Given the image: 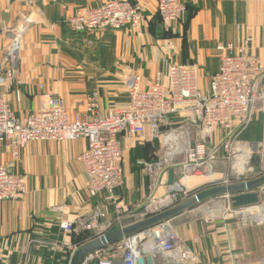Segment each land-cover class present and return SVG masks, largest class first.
<instances>
[{
  "label": "crops",
  "instance_id": "0c3cea01",
  "mask_svg": "<svg viewBox=\"0 0 264 264\" xmlns=\"http://www.w3.org/2000/svg\"><path fill=\"white\" fill-rule=\"evenodd\" d=\"M102 1L0 0V73L7 66L5 50L12 30L26 25L18 53L19 83L6 80L3 84L18 117L45 107L54 95L63 100L70 114L83 112L85 96L93 90L98 91L100 112L105 114L127 103L128 75H140V85L145 88L155 80H165L167 66L180 61V38L155 40L151 33L159 17L156 0H130L145 9L140 33L129 26L75 32L64 22L77 8ZM180 1L193 11L184 59L198 67L202 92H208L209 80L220 64L218 42L238 44L251 37L249 52L264 63V0ZM170 29L181 33L182 22L173 23ZM246 134L243 140L261 139V132ZM119 137L124 183L112 194L103 192L96 197L86 193L85 174L77 161L86 147L85 139L30 141L19 149L15 160L11 145L0 143V164H12L11 170L25 176L28 188L18 200L0 202V264H56V253L61 249L55 243L79 247L92 241H75L80 231L62 233L59 221L84 218L94 204L103 207L105 220L112 223L106 233L141 221L149 188L139 161L150 155L147 144L155 139L150 138L148 129L133 138ZM216 170L222 171L223 166L217 164ZM188 182L194 187L202 181L190 178ZM162 190L160 187L156 196ZM186 212L188 209L169 218L186 239L187 247L201 250L199 261L193 264H264V239L260 244L256 238L264 232V222L240 223L232 217L213 222L184 220ZM118 214L122 216L120 221L116 220ZM35 243L40 246L38 250ZM145 264L165 263L155 257Z\"/></svg>",
  "mask_w": 264,
  "mask_h": 264
},
{
  "label": "built area",
  "instance_id": "2783aa9c",
  "mask_svg": "<svg viewBox=\"0 0 264 264\" xmlns=\"http://www.w3.org/2000/svg\"><path fill=\"white\" fill-rule=\"evenodd\" d=\"M144 7L130 0H104L95 6L77 8L65 18L66 25L75 32H91L102 28L131 27L141 32ZM156 12L162 22L181 19L186 5L180 0H156ZM26 25L15 27L5 50L7 63L0 73V143H9L15 160L19 149L30 141H68L85 139L86 147L77 156L85 174L84 189L90 197L113 191L124 183L123 154L120 135L133 138L149 130L151 139L169 144L165 156L158 160L139 161L147 177L149 195L144 204L141 220L178 205L195 194L213 186H227L257 179L264 175V63L249 52L251 37L240 43L218 42L220 64L208 84V92L199 87L195 69L170 63L165 80H155L147 87L140 85L141 77L131 73L126 80L128 101L125 105L105 114L100 112L99 93L93 90L85 96L84 111L70 114L59 96H50L47 105L23 117H18L10 107L6 80H17L20 40ZM19 94V91H16ZM262 117L259 142L243 140L239 134L253 121ZM174 116L175 119H169ZM166 127V131L163 130ZM237 130L227 134L217 145H209L218 128ZM181 155L180 161L169 165L168 159ZM221 164L225 170H216ZM10 165L0 164V202L14 201L28 190L23 175L11 170ZM173 170V183H168V170ZM173 169V168H172ZM190 178L201 180L194 191L187 185ZM209 186L201 190V187ZM160 187L165 194L156 196ZM256 191L259 203L234 208L231 194L223 193L227 200L223 207H216L228 218L240 223L264 222V184ZM226 213V214H227ZM121 214L116 220L120 221ZM226 218L225 216L223 217ZM99 204L92 206L84 218L60 220L62 233L74 231L89 233L94 240L109 230L111 222ZM206 221H212L213 218ZM56 246L67 248L69 261L77 247L69 243ZM142 249L146 253H142ZM143 257L150 261L160 257L165 264H193L198 254L187 247L172 226L170 218L161 219L143 229L123 235L83 256L80 264H137Z\"/></svg>",
  "mask_w": 264,
  "mask_h": 264
},
{
  "label": "rangeland",
  "instance_id": "374dc122",
  "mask_svg": "<svg viewBox=\"0 0 264 264\" xmlns=\"http://www.w3.org/2000/svg\"><path fill=\"white\" fill-rule=\"evenodd\" d=\"M187 15H188V13L186 12L181 19H178L176 21H172V22H169V23L162 22L161 19L160 20L158 19L157 20L158 22L155 23L154 27L150 28V30H151V33L153 34V36L155 37V40H172V39H175V38H180L179 39L180 42H181L180 43V47H179V51H180L179 59H180V61H178L179 63L178 62L177 63L181 64V65L189 66V67H192L193 69H195L197 71L198 75L200 76V81H201V73L198 71V67L196 66V64H194L192 62L191 63H187L185 61V59H184V57L187 56V52H188L187 51V42H186V32H187V29L189 28L190 21L193 18V15H190V17H188ZM176 22H179V23L182 22L181 33L180 32L179 33H173L172 30L170 29L171 25L173 23H176ZM218 57H219V54H218ZM162 62L163 63L166 62L164 57H162ZM128 77H129V75H128ZM128 77H127V79H128ZM205 78H206V81H208V75ZM204 84H206V82ZM125 85H126V81H125ZM126 88H127V86H126ZM262 122H263V120H262V117L260 115L255 116V118L251 122V126L250 127H253L255 129V134H260V132L262 133ZM163 130L166 131V127H163ZM233 131H235V133L237 132L235 127H233L231 130L218 128L215 131V132H217V134L215 135L217 137H214L213 139H211V141L209 142V145L213 146V145L219 144V142L221 141L222 138H224L227 134L232 133ZM237 138L243 139V138L240 137V134H239V137L237 136ZM147 145H148V147L150 149V155L147 156V158L151 159L150 161L158 160L160 158H169V156H165V153L169 149V144L168 143L165 144V143H163L162 140L155 139V140L151 141L150 143H148ZM143 157H145V154L143 155ZM170 157H172V159H168V163H170L169 165L176 164L181 159V155L180 154L179 155L175 154V155L170 156ZM125 159H126V156H125ZM223 170H225L224 167H223ZM196 180H199V179H196ZM187 185H188V187H189V189L191 191H194L195 189H197L196 186L192 187L189 182L187 183ZM208 187L209 186H205L204 188H202V186H201L199 188H201V190H204V189H207ZM164 188L162 190V193H160V195L165 194L166 191H165ZM226 200H227L226 196H223L222 194L209 196V197L197 202L195 205L187 208L188 212H186V214L184 215L183 219L184 220H189V219H193V220L197 219V220H199V219H205V218H207V219L213 218V220L209 221V222H213V221H217V220H225L223 218L224 216L226 217V219H228L229 212L228 213L226 212L227 214L225 213V215H224V212H222L221 210L219 212L216 210L217 206L218 207H223V205L226 202ZM175 205L176 204L173 203V204H171V207H173ZM173 225L174 224H172V226ZM178 234H179V232H178ZM180 237L182 239H184L182 236H180ZM256 238L259 239V243L260 244H263L264 232L263 233H259L256 236ZM184 241L186 243V239H184ZM35 244L37 245L36 249L38 250L40 246L37 243H35ZM252 245H254V242H252ZM189 248L191 250L195 251L198 254V261H199L201 253H202L201 250L198 249V247H196V246L189 247ZM60 252L61 253H63V252H68L69 253L70 251L67 248L62 247ZM62 259H60L58 261V263H60L62 261ZM64 264H68V261H67V263H64Z\"/></svg>",
  "mask_w": 264,
  "mask_h": 264
},
{
  "label": "water",
  "instance_id": "95a60500",
  "mask_svg": "<svg viewBox=\"0 0 264 264\" xmlns=\"http://www.w3.org/2000/svg\"><path fill=\"white\" fill-rule=\"evenodd\" d=\"M173 178H174L173 169L170 168L168 170V183L169 184L173 183ZM261 184H264V175L257 179H253V180L246 181L243 183H237V184H232V185H227V186H216V187H212L210 189L201 191L195 194L193 197L187 199L186 201L179 203L178 205H175L169 209H166L162 211L161 213H158L149 218L133 223L122 229H118L110 233H104L100 237L85 243L84 245L79 247L74 252V254L72 255L69 261V264H80L81 259L88 252L102 245L109 244L123 235L130 234L137 230L143 229L146 226H149L161 219L172 217L178 212L185 210L195 205L197 202L209 196H212V195L223 194V193L231 194L230 201H231L232 207L234 208H241V207L255 205L259 203V200H260L259 194L256 191V189ZM142 253H146V250L142 249ZM146 260L150 262L149 257H147ZM137 264H144V258L140 257L137 260Z\"/></svg>",
  "mask_w": 264,
  "mask_h": 264
},
{
  "label": "trees",
  "instance_id": "16d2710c",
  "mask_svg": "<svg viewBox=\"0 0 264 264\" xmlns=\"http://www.w3.org/2000/svg\"><path fill=\"white\" fill-rule=\"evenodd\" d=\"M186 12L188 13V17H190V15H193V11L191 10L190 11V8L188 7V6H186ZM158 19L160 20V18L158 17ZM251 126V124L248 126V127H246L241 133H240V137L241 138H243V137H245V136H247L248 134H246V132L247 133H249L250 135L251 134H255V129L253 128V127H250ZM250 127V128H249ZM245 133V134H244ZM145 160H151V159H149V158H145ZM73 233H75V232H71V234H73ZM77 234L76 235H78L76 238H73L75 241H79V242H84L88 237H89V233H87V232H76ZM56 258H57V264H64V263H67V261H68V259H69V253L68 252H63V253H61V252H58V253H56ZM63 258V259H62ZM60 259H62V261L60 262V263H58V261L60 260ZM45 264H50L49 262H47V263H45Z\"/></svg>",
  "mask_w": 264,
  "mask_h": 264
}]
</instances>
